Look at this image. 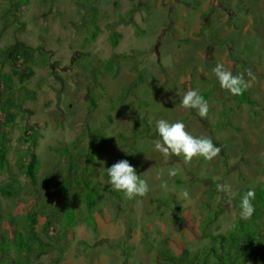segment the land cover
<instances>
[{"label":"rangeland","instance_id":"374dc122","mask_svg":"<svg viewBox=\"0 0 264 264\" xmlns=\"http://www.w3.org/2000/svg\"><path fill=\"white\" fill-rule=\"evenodd\" d=\"M93 27L97 33L87 42ZM111 32L119 33L115 45ZM19 42L31 46L39 62L22 81L14 71L23 72L26 61L8 54ZM121 53L126 56L104 64ZM43 56L46 63H40ZM217 63L233 75L245 74L252 105L237 104L220 87L213 72ZM102 66H117L116 73L111 76ZM3 73L10 75L15 105L11 122L0 109L11 172L18 171V156L31 149L27 135H35L32 149L45 164L49 145L79 137L81 145L89 141L101 148L93 161L101 187L112 188L101 176V162L108 158L127 160L148 182L146 196L100 198L101 214L84 213L81 222L63 228L56 241L61 264H158V245L174 253L182 246L199 248L207 242L202 234L223 232L236 218L239 194L264 179V0H0ZM4 76L0 107L7 95ZM189 89H198L207 101V117L181 106ZM159 119L183 122L192 135L210 137L219 155L212 161L166 160L153 144ZM92 128L98 132L89 135ZM170 168L177 170L175 177L168 175ZM7 179L0 174V181ZM218 185L231 186V193ZM30 192L21 191L13 204L0 198L1 209L13 205L19 213L25 202L28 209L34 201ZM44 221L37 218L35 228ZM56 254L50 248L40 261L49 263Z\"/></svg>","mask_w":264,"mask_h":264},{"label":"trees","instance_id":"16d2710c","mask_svg":"<svg viewBox=\"0 0 264 264\" xmlns=\"http://www.w3.org/2000/svg\"><path fill=\"white\" fill-rule=\"evenodd\" d=\"M87 18L91 17L87 15ZM90 21L94 22V19L91 18ZM90 32L87 42L95 37L97 29L93 27ZM118 37V32H111L110 43L115 45ZM8 54H21L23 61H26L23 72L14 71L19 81L31 76L30 66L39 63L33 59V48L22 42L15 44ZM116 56L125 57L126 54H113L106 58V61L104 60L106 62L104 64L112 61V57ZM5 59L7 60V57ZM3 60L4 57L1 62ZM41 62L46 63L47 57L43 56ZM102 67L111 76L116 73L117 66ZM230 71L234 73L233 69ZM3 74L6 75L4 78H6L7 87H1L7 95L3 97L5 106L0 109L3 117H6L5 120L11 122L13 120L11 110L15 108V105L12 104L11 93L8 92L11 89L10 75ZM232 99L237 104L252 105L254 103L248 98L246 92L241 96H232ZM94 102L95 98L90 97L89 103L92 105ZM94 131L98 132V128L88 130L89 135ZM6 133L0 131V174L8 175L7 182L0 181V198L13 204L12 201L21 191L25 193L29 189L34 201L28 209H26V202L23 203L25 206L21 207L19 213L14 212L13 205L6 209L0 207V264H43L40 257L50 248H54L57 254L46 264H61L59 253L61 245H56V241L62 239L61 230L81 222L84 213L91 216L96 211L101 214V208L97 206L100 198L109 199L117 196L120 199L123 193L113 188L101 187L93 165L101 148L89 141L88 145H86L88 142L81 145L79 137L66 143L57 142L49 145L48 162L45 164L32 149L35 145V135H27L31 149L25 152L24 156H18V171L11 172L6 159L7 148L4 146ZM101 143L102 140L100 145ZM20 158H24V162H20ZM118 161V159L116 161L112 158L106 159L102 165L101 176L107 178L106 169ZM253 190L256 192V197L252 201L255 212L250 219H242L238 214L241 212V198L248 192L244 189L236 200V218L225 231L215 233L209 231L202 234L207 242L193 250L182 246L177 253H174L165 246L158 245V253L161 255V262L158 264H252L255 259L259 261L258 264H264V179ZM21 201L23 200L19 202ZM79 202L84 205L83 209L78 207ZM174 208L177 210L176 206ZM219 211L221 209L213 211L204 223L212 221ZM39 217H44L45 221L41 223L38 230L35 224ZM201 229H204V224ZM122 254L126 255L127 252L122 250Z\"/></svg>","mask_w":264,"mask_h":264},{"label":"clouds","instance_id":"9594fccd","mask_svg":"<svg viewBox=\"0 0 264 264\" xmlns=\"http://www.w3.org/2000/svg\"><path fill=\"white\" fill-rule=\"evenodd\" d=\"M213 72L219 81L220 87L227 90L232 96H241L251 86L250 81L245 79L244 73L233 75L232 71L226 68L223 63H217L213 68ZM246 73L251 80L255 79L251 69H247ZM181 106L184 109L198 110V114L202 118L207 117L209 112V105L204 97L200 95L198 89L186 90L181 99ZM155 127L159 139L153 141L154 149L161 153L166 160L171 156H182L186 163H190L195 157L212 161L221 151L210 137L192 135L186 130V125L183 122L169 123L165 119H159L155 121ZM103 163L101 162V165ZM106 171L112 188L123 193L125 198L129 200L137 197L142 198L149 192L147 180L142 179L127 160L115 162ZM168 175L175 177L177 170L170 168ZM161 187L166 189L167 182H162ZM218 189L231 193V186L218 185ZM182 196L187 199L189 197L188 191L184 190ZM255 197V190H249L242 196L240 204L242 219L247 220L253 216L255 207L252 201Z\"/></svg>","mask_w":264,"mask_h":264}]
</instances>
